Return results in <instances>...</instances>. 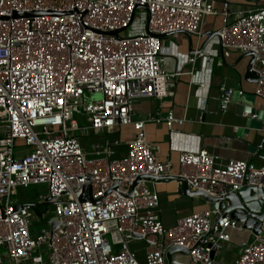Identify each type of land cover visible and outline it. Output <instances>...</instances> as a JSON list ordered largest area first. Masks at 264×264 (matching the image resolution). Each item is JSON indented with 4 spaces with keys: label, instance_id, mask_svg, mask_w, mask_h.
<instances>
[{
    "label": "built area",
    "instance_id": "obj_1",
    "mask_svg": "<svg viewBox=\"0 0 264 264\" xmlns=\"http://www.w3.org/2000/svg\"><path fill=\"white\" fill-rule=\"evenodd\" d=\"M217 13L221 27L199 48L210 66L185 70L196 54L171 47L168 35L203 37L206 16ZM215 45L255 53L249 71L256 73L255 94L264 99V0L236 9L223 0L221 10L215 0H0V264H169L175 245L186 247L187 253L174 252L196 264H214L236 229L249 230L252 239L227 264H264V220L255 231L210 205L166 225L156 189L180 175L191 191L220 198L245 185L264 187V166L222 161L202 145L179 151L174 170L146 125L165 120L173 130L184 118L172 109L134 117L137 99L170 95L172 77L183 74L190 75L204 108L219 56ZM170 54L179 60L173 72L163 67ZM220 88L226 109L235 89L226 82ZM87 92L102 96L85 102ZM124 126L133 133L123 155L116 150L121 131L90 148L80 137ZM31 184H47L39 204H53L56 219L53 228L49 222L37 233L38 203L13 199L18 186ZM138 240L149 246L144 262L132 248Z\"/></svg>",
    "mask_w": 264,
    "mask_h": 264
},
{
    "label": "crops",
    "instance_id": "obj_2",
    "mask_svg": "<svg viewBox=\"0 0 264 264\" xmlns=\"http://www.w3.org/2000/svg\"><path fill=\"white\" fill-rule=\"evenodd\" d=\"M223 0H215L218 10L222 9ZM232 8L252 7L261 0H229ZM222 25L220 13L207 15L202 25L203 37L198 34H187L179 31L168 35L166 43L171 47L178 46L179 50L187 54H196V61L187 64L185 70L205 68L203 57L199 53L203 41L208 33H214ZM207 46H210L209 44ZM215 58L210 81L206 88V105L203 108L199 104L198 92L190 82V75L183 74L172 77L171 94L163 98L141 97L135 101L134 117L148 119L151 116L166 115L172 109L176 116L183 117L182 123H175L173 130L165 120L162 122H147L148 138L156 146L159 155L164 159H171L174 170L179 167L178 154L182 149L198 148L206 146L211 152H215L223 161L230 158L250 159L258 165L264 166V99L255 94V80L247 78L246 72L250 61L249 55H243L234 48H224ZM207 48V47H206ZM163 67L173 72L179 67V60L175 55H167ZM226 82L234 87L235 93L232 101L225 109L222 106V90L220 84ZM258 113L253 117L252 113ZM237 125V128L234 127ZM121 131V132H120ZM122 136L117 146V155H123L129 148L128 140L133 133L132 126H124L120 130L104 129L99 133L81 135L82 143L90 148L93 142H104ZM182 183L179 180H161L156 189L160 196V215L166 225H173L177 218L192 210H199L211 205L202 196H189L179 190ZM252 239L249 230L236 229L233 237L228 242V254L220 261L227 264L238 252L241 246ZM132 248L137 251L142 262L145 261L147 242L138 240L132 243ZM217 260L215 261V263ZM214 263V264H215ZM172 264H196L188 255L178 251L173 253Z\"/></svg>",
    "mask_w": 264,
    "mask_h": 264
},
{
    "label": "water",
    "instance_id": "obj_3",
    "mask_svg": "<svg viewBox=\"0 0 264 264\" xmlns=\"http://www.w3.org/2000/svg\"><path fill=\"white\" fill-rule=\"evenodd\" d=\"M38 13V12H37ZM25 14H35L33 13H19L16 15H25ZM118 32V30L116 31ZM187 34H190L188 31H184ZM209 38L205 39L202 43L201 49L204 48L208 42ZM224 48L221 47V53H223ZM243 55H249L250 61L246 72L247 78L257 79L256 73L249 71V68L255 58V53L253 51H246ZM179 180L182 181V187L180 188V192L182 194H187L189 196H202L204 199L209 201L213 208H220L222 212L231 213L236 218L243 221V225L246 228H254L255 231H260V225L264 220V187H257L254 185H245L241 189L228 193L223 197H215L203 190H190L188 185L187 178L175 175L169 176L164 180ZM85 198V193L81 196L83 200ZM49 202H46V205H49ZM20 204H17V208H20ZM36 213L39 215L40 220L44 224L52 223V228L56 225L55 217H51L50 219H46L45 214L47 213V208L44 210H40L35 204H33ZM175 250L181 251L183 253H187L188 249L184 246L175 245L171 247L168 251V260L169 264L172 262V254Z\"/></svg>",
    "mask_w": 264,
    "mask_h": 264
},
{
    "label": "rangeland",
    "instance_id": "obj_4",
    "mask_svg": "<svg viewBox=\"0 0 264 264\" xmlns=\"http://www.w3.org/2000/svg\"><path fill=\"white\" fill-rule=\"evenodd\" d=\"M101 96H102L101 93L87 92L84 96V101L89 102L92 101L93 99L100 98ZM40 194H44V195L47 194V184H31L27 187L18 186L17 192L14 194L13 199L38 203V206L41 210L46 209V207L48 206V212L45 214L46 216L45 218L50 219L55 214L54 205L53 204L46 205V203L39 204ZM43 225L46 224H44L40 220V218L35 219L33 222V232L37 233ZM227 250H228V244L225 245L222 248L221 252L216 255L217 262L215 264H221L220 261L224 259V257L227 256L228 254Z\"/></svg>",
    "mask_w": 264,
    "mask_h": 264
}]
</instances>
